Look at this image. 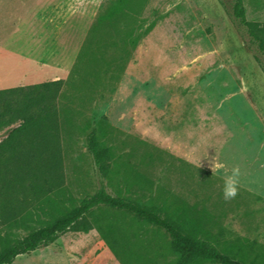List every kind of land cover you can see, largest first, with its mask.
<instances>
[{
    "label": "rangeland",
    "instance_id": "1",
    "mask_svg": "<svg viewBox=\"0 0 264 264\" xmlns=\"http://www.w3.org/2000/svg\"><path fill=\"white\" fill-rule=\"evenodd\" d=\"M115 1L96 0V28L104 30L93 31L89 53L81 49L58 96L65 188L80 199L101 181L109 194L119 189L131 196L138 190L124 178L139 173L205 213L216 228L264 244V59L232 18V0H123L107 16ZM242 4L246 20L264 23V0ZM1 13L0 37H17ZM101 128L102 142L132 171L98 174L85 140ZM200 158V167L190 162ZM213 160L226 170L239 166L235 199L224 200L225 170L213 173ZM255 170L257 192L250 189ZM11 264L118 262L91 230L66 231Z\"/></svg>",
    "mask_w": 264,
    "mask_h": 264
},
{
    "label": "trees",
    "instance_id": "2",
    "mask_svg": "<svg viewBox=\"0 0 264 264\" xmlns=\"http://www.w3.org/2000/svg\"><path fill=\"white\" fill-rule=\"evenodd\" d=\"M122 2L111 4L107 16ZM231 16L264 59V23L246 20L242 0H232ZM61 87L57 80L0 90V264L51 244L66 231L91 230L119 264H264V244L216 228L205 213L139 173L124 178L137 188L135 195L119 189L109 194L99 181L94 193L75 199L63 183ZM102 137L101 128L85 140L98 174L110 178L120 169L132 171Z\"/></svg>",
    "mask_w": 264,
    "mask_h": 264
},
{
    "label": "crops",
    "instance_id": "3",
    "mask_svg": "<svg viewBox=\"0 0 264 264\" xmlns=\"http://www.w3.org/2000/svg\"><path fill=\"white\" fill-rule=\"evenodd\" d=\"M95 7L96 0H0V14L20 33L0 37V78L8 81L0 90L57 80L63 86L81 49L89 53L93 31L104 30L96 28ZM259 184L255 170L250 189L259 191Z\"/></svg>",
    "mask_w": 264,
    "mask_h": 264
},
{
    "label": "clouds",
    "instance_id": "4",
    "mask_svg": "<svg viewBox=\"0 0 264 264\" xmlns=\"http://www.w3.org/2000/svg\"><path fill=\"white\" fill-rule=\"evenodd\" d=\"M197 163L198 167L201 166V158L197 161H190ZM219 170H225L223 179L222 194L225 201H231L237 197L240 191V176L241 170L239 166H233L230 170H226V166L213 160L212 171L213 173Z\"/></svg>",
    "mask_w": 264,
    "mask_h": 264
}]
</instances>
